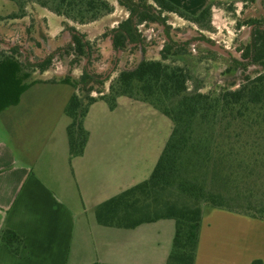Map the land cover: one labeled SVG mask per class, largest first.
Listing matches in <instances>:
<instances>
[{
    "label": "trees",
    "instance_id": "16d2710c",
    "mask_svg": "<svg viewBox=\"0 0 264 264\" xmlns=\"http://www.w3.org/2000/svg\"><path fill=\"white\" fill-rule=\"evenodd\" d=\"M6 1L16 7L9 17L12 19L25 17L29 4L63 18L64 29L72 33L63 52L72 56V66L88 60L77 81L69 77L59 81L75 89L64 108L69 119L66 135L70 160L84 153L89 137L84 119L97 101L114 110L117 99L127 97L148 104L172 123L149 177L95 207L99 226L134 229L172 220L174 236L165 264H195L205 207L264 221V24L249 21L254 26L251 41L240 49L242 58L261 70L253 78L245 77L235 89L218 93H202L198 87L190 90L191 72L182 61L190 42L182 44L165 34L158 60L141 59L134 67L119 70L106 91L108 79L103 80L92 69L94 44L68 22L84 25L111 14L114 8L107 0ZM116 1L128 17L103 37L111 40L113 51L122 53L143 50L144 41L137 27L166 26L164 13L176 14L208 30L212 9L227 4L210 1L192 15L168 0ZM18 55L21 52L17 48L0 53V113L19 103L30 85L27 81L32 71L44 73L52 61L47 58L32 66L19 60ZM0 241L14 255L20 254L23 240L14 231L3 230ZM250 264L264 262L256 259Z\"/></svg>",
    "mask_w": 264,
    "mask_h": 264
},
{
    "label": "crops",
    "instance_id": "0c3cea01",
    "mask_svg": "<svg viewBox=\"0 0 264 264\" xmlns=\"http://www.w3.org/2000/svg\"><path fill=\"white\" fill-rule=\"evenodd\" d=\"M168 1L195 14L210 1L242 0ZM44 10L45 18L56 16ZM62 22L51 38L62 33ZM107 44L111 49V40ZM28 83L19 103L0 113V235L9 229L23 240L19 255L0 241V264H165L174 221L116 229L99 226L94 216L97 205L153 170L158 150L109 123L122 107L150 106L127 97H119L114 110L95 102L84 119V153L70 160L64 108L75 90L52 77ZM256 259L264 262V221L205 207L195 264Z\"/></svg>",
    "mask_w": 264,
    "mask_h": 264
},
{
    "label": "rangeland",
    "instance_id": "374dc122",
    "mask_svg": "<svg viewBox=\"0 0 264 264\" xmlns=\"http://www.w3.org/2000/svg\"><path fill=\"white\" fill-rule=\"evenodd\" d=\"M107 1L114 10L112 14L98 19L96 23H87L90 25L84 27L81 24L68 22L94 44L92 69L102 75L103 80L108 79L104 84L106 91L119 70L134 67L141 59L158 60L160 50L164 45L165 34L182 44L190 42L187 51L182 56V61L191 72L192 80L188 82L190 90L198 87L202 93L211 91L218 93L224 89H235L245 77L253 78L261 70L260 67L250 65L248 60H244L240 49H244L251 41L254 26H251L249 21L255 19L264 24V0H242L215 6L212 9L211 24L208 30L200 29L176 14L164 13L162 17H165L166 26L143 24L137 27L144 41L143 50L136 49L125 53L109 49L108 38H104L103 34L125 20L128 12L120 7L116 0ZM16 11L13 3L0 0V53H6V50L10 48H17L21 52V55L17 56L19 60L32 66L38 65L47 58H52L47 74L35 69L27 82L35 78L42 79V77H52L59 81L69 77L71 81H77L88 60L85 59L78 65L72 66V56L63 52L71 42L72 33L65 30L61 24L62 33L56 38L50 36L57 31L63 18L50 15V21L44 17L47 15L46 11L36 4L27 6L25 17L9 18ZM190 14L196 15L197 13ZM200 41L218 44L230 56L211 53ZM132 46L136 45L132 44ZM182 61L177 63L181 64ZM92 96L97 95L93 93ZM39 98H41L40 95ZM120 114V117L116 116L109 123H117L118 132L121 134L141 135L145 140L144 145L151 144L153 149L155 147L158 150V158L171 132V121L148 106L122 107ZM141 180L144 181L146 178Z\"/></svg>",
    "mask_w": 264,
    "mask_h": 264
},
{
    "label": "water",
    "instance_id": "95a60500",
    "mask_svg": "<svg viewBox=\"0 0 264 264\" xmlns=\"http://www.w3.org/2000/svg\"><path fill=\"white\" fill-rule=\"evenodd\" d=\"M200 43L202 45H204L206 48H208L209 50L211 51H214L220 55H223L225 57H229V53L223 49L222 47H220L218 44H211V43H208V42H205V41H200Z\"/></svg>",
    "mask_w": 264,
    "mask_h": 264
},
{
    "label": "built area",
    "instance_id": "2783aa9c",
    "mask_svg": "<svg viewBox=\"0 0 264 264\" xmlns=\"http://www.w3.org/2000/svg\"><path fill=\"white\" fill-rule=\"evenodd\" d=\"M143 25V24H142ZM139 26H141V25H139Z\"/></svg>",
    "mask_w": 264,
    "mask_h": 264
}]
</instances>
